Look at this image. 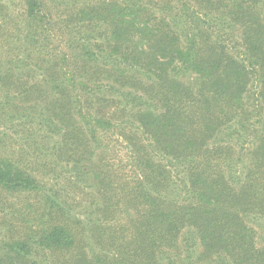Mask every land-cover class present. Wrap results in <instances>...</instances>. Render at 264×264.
Masks as SVG:
<instances>
[{"label": "trees", "instance_id": "1", "mask_svg": "<svg viewBox=\"0 0 264 264\" xmlns=\"http://www.w3.org/2000/svg\"><path fill=\"white\" fill-rule=\"evenodd\" d=\"M0 264H264V0H0Z\"/></svg>", "mask_w": 264, "mask_h": 264}, {"label": "rangeland", "instance_id": "2", "mask_svg": "<svg viewBox=\"0 0 264 264\" xmlns=\"http://www.w3.org/2000/svg\"><path fill=\"white\" fill-rule=\"evenodd\" d=\"M193 236V235H190V237Z\"/></svg>", "mask_w": 264, "mask_h": 264}]
</instances>
